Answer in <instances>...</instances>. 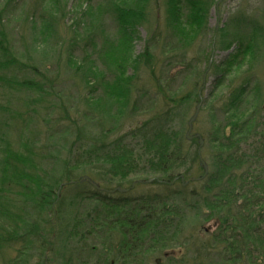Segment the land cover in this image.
I'll list each match as a JSON object with an SVG mask.
<instances>
[{"label":"rangeland","instance_id":"1","mask_svg":"<svg viewBox=\"0 0 264 264\" xmlns=\"http://www.w3.org/2000/svg\"><path fill=\"white\" fill-rule=\"evenodd\" d=\"M51 1L0 0V36H5L6 42H0V135L7 134L4 143L0 142V233L8 229L4 234L9 237L22 232L12 230L11 220L6 221L7 215L22 219L24 212L18 210L31 203L43 205L44 194L53 201L52 214L37 216L39 222L33 217L31 221L41 223L46 231L53 227L57 230L67 220L72 195L70 192L64 197L60 192L65 183L87 179L92 182V178L103 186L102 170L89 173L60 168L67 159L66 149L60 143L64 140L61 131L76 137L80 134L91 142H98L105 134L108 141L155 115L159 119L157 109L165 111L167 106H172L177 111L175 118H180L172 127L181 132L187 143H192L189 152L197 149L198 163L205 177L207 158L201 148L206 142L211 118L222 119L219 112L229 92L246 86L248 102L255 99L256 104H264V0H212L207 31L184 51L178 49L167 27V0H148L146 19L132 29L121 27L111 11L102 10L95 20L99 13L97 6L110 10L111 0H60L59 12L52 11L54 16L49 13V9H54ZM7 2L10 3L7 5ZM254 24L261 31L253 60L250 64L247 61L240 67H231L227 60L233 47L225 49L221 30L225 29L227 38L234 42L235 36L237 39L245 36ZM45 25L52 26L53 33L44 39L40 32ZM125 36L131 39L129 57L122 51L114 59L112 51ZM34 41L36 48L31 50ZM3 47L10 48L9 59L20 64L8 61L2 54ZM139 55L145 59L134 65ZM124 64L122 75L118 67ZM86 65L95 75L91 81L84 76ZM129 77H134L133 83L120 104L124 118L115 124L114 130L110 125L117 120L112 114L114 107L102 96V87L110 89L111 83L118 82L122 90L124 80ZM164 95L172 97V104L164 101ZM186 97L190 99L187 105L178 107L181 102L178 100ZM197 105H200L198 112L191 122ZM150 108L155 110L148 112ZM89 116L95 121H90ZM55 131L59 132L50 137ZM52 158L58 161L52 162ZM67 170L70 176H66ZM57 176L58 180L63 177L71 180L64 179L57 187ZM197 223L195 220L190 223L189 228L195 227L193 237H207ZM212 225L208 222L203 227ZM186 238L187 245L154 251L142 264H196V258L200 264L218 263L214 251L207 252L208 249L196 246L190 234ZM3 242L0 243V264H13L18 246ZM194 247L199 248L202 256L192 250ZM27 257L20 256L18 264H55L49 253L38 258Z\"/></svg>","mask_w":264,"mask_h":264},{"label":"trees","instance_id":"2","mask_svg":"<svg viewBox=\"0 0 264 264\" xmlns=\"http://www.w3.org/2000/svg\"><path fill=\"white\" fill-rule=\"evenodd\" d=\"M147 1L111 0L110 10L97 6L99 13L95 20L102 10L111 11L121 27L132 29L146 19ZM51 2L54 9H49V13L59 12L60 0ZM210 5L212 0H167V27L178 49L184 51L192 47L201 33L207 31ZM255 24L250 25L245 36L240 39L235 36L234 42L227 38L225 29L221 30L225 49L233 47L227 60L231 67H240L247 61L250 64L253 60L257 35L261 31ZM51 27L45 25L40 36L49 37L53 33ZM0 38L2 44L6 43L5 36ZM33 43L31 50L36 48V41ZM130 47V36H125L112 51L114 59L122 51L128 56ZM4 49L3 56L11 58L10 48ZM141 59L145 58L139 55L134 65ZM8 61L14 65L19 63L15 59ZM125 67L126 64L118 67L122 75ZM86 68L84 76L91 81V76L95 75L90 66ZM133 79L122 81L125 84L122 90L118 82L111 83L110 89L102 87V96L114 107L112 114L117 120L110 124L114 130L115 124L124 118L120 104L130 91ZM163 98L172 104L171 96ZM187 98L178 100L181 101L178 107L187 105L190 100ZM247 98L246 86L234 88L221 105L222 119L211 118L206 142L201 148L207 158L205 177L198 163L197 149L189 152L192 143H187L181 132L172 127V123L180 120L179 116L175 118L177 111L172 106H167L165 111L157 109L159 119L155 115L108 141L105 134L98 142H91L78 132L76 137L61 131L64 140L60 143L66 149L67 159L60 168L102 170L103 186L91 177L92 182L87 179L65 183L60 192L64 197L72 195L67 220L57 230L53 227L46 231L41 223L31 221L32 217L39 222L37 216L52 214L53 201L45 194L43 205L31 203L18 210L24 212L22 219L7 215L6 221L11 220L12 230L22 232L12 237L4 234L8 229L0 233V243L5 241L18 246L13 264L19 263L20 256L31 259L47 253L52 255L55 264H142L154 251L187 245L188 234L197 242L196 246L208 249L207 252L214 251V257L219 258L215 264H264V106L256 104L255 99L250 103ZM153 110L150 108L148 112ZM88 119L95 121L90 116ZM56 132L59 131L50 137ZM6 136V132L1 133L0 142L4 143ZM49 156L59 159L53 153ZM56 161L52 158V162ZM68 170L66 176L71 174ZM56 179L57 187L60 181L71 180L67 177L58 180V176ZM119 189L127 191L122 193ZM131 192L137 194L128 195ZM192 220L198 222L207 237H193L195 227L189 228ZM208 222L213 225L204 229L203 225ZM192 250L202 256L199 248ZM194 260L196 264L201 262Z\"/></svg>","mask_w":264,"mask_h":264},{"label":"water","instance_id":"3","mask_svg":"<svg viewBox=\"0 0 264 264\" xmlns=\"http://www.w3.org/2000/svg\"><path fill=\"white\" fill-rule=\"evenodd\" d=\"M199 106H200V105H197V106H196V111H195L194 115H193L192 118H191V122H192V121L194 120V118L196 117V114H197V112H198ZM263 106H264V104H263ZM190 129H191V127L189 128L188 133L190 132ZM204 167H205V173H206V172H207V168H206V166H204ZM150 181H151V179L148 180V182H150ZM119 191H125V190L119 189Z\"/></svg>","mask_w":264,"mask_h":264}]
</instances>
